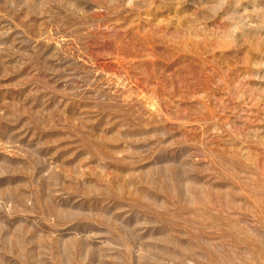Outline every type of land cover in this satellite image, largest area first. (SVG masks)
Segmentation results:
<instances>
[{
  "label": "rangeland",
  "instance_id": "obj_1",
  "mask_svg": "<svg viewBox=\"0 0 264 264\" xmlns=\"http://www.w3.org/2000/svg\"><path fill=\"white\" fill-rule=\"evenodd\" d=\"M0 264H264V0H0Z\"/></svg>",
  "mask_w": 264,
  "mask_h": 264
}]
</instances>
